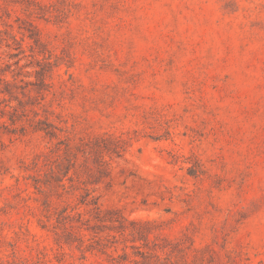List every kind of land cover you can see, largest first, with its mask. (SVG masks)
I'll return each mask as SVG.
<instances>
[{"label": "rangeland", "instance_id": "obj_1", "mask_svg": "<svg viewBox=\"0 0 264 264\" xmlns=\"http://www.w3.org/2000/svg\"><path fill=\"white\" fill-rule=\"evenodd\" d=\"M0 264H264V0H0Z\"/></svg>", "mask_w": 264, "mask_h": 264}, {"label": "trees", "instance_id": "obj_2", "mask_svg": "<svg viewBox=\"0 0 264 264\" xmlns=\"http://www.w3.org/2000/svg\"><path fill=\"white\" fill-rule=\"evenodd\" d=\"M35 41V37H31Z\"/></svg>", "mask_w": 264, "mask_h": 264}]
</instances>
